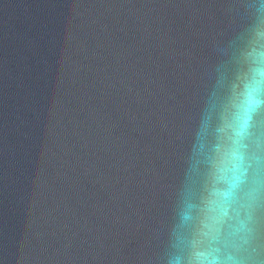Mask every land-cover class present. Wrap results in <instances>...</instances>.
Masks as SVG:
<instances>
[{
  "label": "water",
  "instance_id": "1",
  "mask_svg": "<svg viewBox=\"0 0 264 264\" xmlns=\"http://www.w3.org/2000/svg\"><path fill=\"white\" fill-rule=\"evenodd\" d=\"M258 23L259 0H0V264H188ZM250 131L264 262V106Z\"/></svg>",
  "mask_w": 264,
  "mask_h": 264
},
{
  "label": "clouds",
  "instance_id": "2",
  "mask_svg": "<svg viewBox=\"0 0 264 264\" xmlns=\"http://www.w3.org/2000/svg\"><path fill=\"white\" fill-rule=\"evenodd\" d=\"M259 11L264 13V0H259ZM244 65L217 128V143L209 161L210 183L200 214L193 215V205L183 212L184 221L193 222L187 245L188 264H264L245 254L251 230L247 220L240 218L238 196L250 165L246 139L251 136L254 114L264 106V23L253 28ZM256 159L259 162L260 157ZM255 183L248 193L250 201L259 191V178ZM233 219L236 224L230 223Z\"/></svg>",
  "mask_w": 264,
  "mask_h": 264
}]
</instances>
